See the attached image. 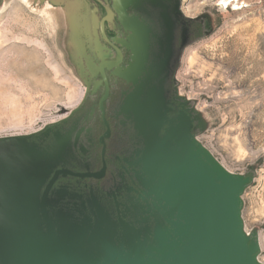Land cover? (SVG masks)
<instances>
[{"label":"rangeland","instance_id":"374dc122","mask_svg":"<svg viewBox=\"0 0 264 264\" xmlns=\"http://www.w3.org/2000/svg\"><path fill=\"white\" fill-rule=\"evenodd\" d=\"M58 1H0V141H24L25 166L17 169L25 180L17 197L27 205L25 220L14 225L10 236L7 264H25L27 256L53 252L55 242L39 205L58 170L83 176L45 195L44 211L55 224L61 251L35 264H128L130 256L136 263V237L128 222L146 215L156 232L143 244L145 251L164 241L174 243L177 235L185 239L180 238L186 235L182 215L176 214L183 199L173 193L170 199V188L161 198L152 194L155 184L149 178L157 172L150 147L162 154L158 123L167 102L179 108L173 117L179 137L186 138L190 130L198 149L240 183L231 210L237 238L241 243L245 237L248 264H264V0H234L237 11L222 8L220 0H84L89 6ZM90 9L96 13V32ZM185 21L176 45V32ZM196 22L202 31L190 35ZM108 30L130 32L137 52L126 75L137 69L139 59L156 61L157 92L147 128L138 125L126 98L125 113L122 105L108 108L112 125L104 118L107 130L99 135L101 113H106ZM138 128L148 131L145 137ZM95 143H107L108 155L119 158L120 167L105 176L104 171L93 174L100 167ZM167 151L172 169L184 175L186 158L180 159L178 150ZM163 206L167 217L156 210ZM118 235H125L126 252L131 250L119 260L114 256ZM1 255L0 249V260ZM174 255L175 264H185L178 252Z\"/></svg>","mask_w":264,"mask_h":264},{"label":"water","instance_id":"95a60500","mask_svg":"<svg viewBox=\"0 0 264 264\" xmlns=\"http://www.w3.org/2000/svg\"><path fill=\"white\" fill-rule=\"evenodd\" d=\"M40 1L43 2L44 0ZM77 1L89 6L84 0ZM50 2L52 5L61 4L58 0H50ZM90 15L93 29L96 32V13L90 9ZM101 65L103 66V63ZM173 119L170 120L168 127L164 129L163 135L157 142L162 148V154L159 153L158 155V152L150 147L148 156L152 159L151 164L154 163V170L157 172L154 175H149V178H152L155 184L154 189L152 188V194H157L161 198L162 194L168 192L170 188V190L172 189L169 194L170 199L173 196L172 193L176 196V199H183L177 204L178 211L176 214L182 215L181 219L184 222L186 235H180V238L185 236L186 241L185 239H179L177 235L174 243L170 242L167 245L164 241L162 247L158 244L152 246L150 251H145L143 244L149 242L156 232L153 229L154 224L152 223V219L149 215H146V217L129 221L128 225L136 237V244H133V246L136 250L135 255L138 261L133 263L132 259L134 257L130 256L127 259L128 264H175L174 260L177 257H175L174 251L182 256L180 257V261L185 264H248L246 257L249 251L247 250L246 242L244 243V247L242 242L239 243L235 227V217L231 211L235 202V191L240 183L237 180L230 179L203 151L198 149L196 144L190 140V130L187 132L186 138L179 137L177 128L173 126ZM165 123V118L162 116L161 121L158 123L160 128ZM141 128L143 127L141 126ZM146 131L144 132L139 129V135L144 136ZM23 148L24 141L18 140V138L0 141L1 264H7L10 253V236L15 232L14 225L17 223L22 224L27 216V211L24 210V208H27V205H23V202L20 203L17 197L18 185L22 183V180H25L24 176H21L22 172L17 169L21 165L22 167L25 166L24 161L21 159ZM168 148L170 152L178 150L180 152L178 153L180 159L186 158V173L184 175L180 171L172 169L170 163L171 154L169 155ZM173 173L176 174L175 179L171 177ZM6 174H9L7 178L5 177ZM27 175L26 173V178ZM82 176L79 173L63 170H58L52 175L41 197L39 211L42 221L52 234L55 248L49 254L27 256L25 264H35L52 259L60 253V239L55 224L50 222L44 211L46 201L44 198L59 177L79 179ZM89 177L99 178V176L93 174H89ZM32 189L33 187H29V193ZM25 202L27 203V201ZM16 206H19L21 209L19 207L16 208ZM158 209L163 211L167 217L168 210L164 206L163 208H156L157 212ZM166 220L167 218L165 222ZM170 222L171 219L167 220L168 224ZM124 236H116V239H118L116 243H118L117 247L119 249L116 250L117 252L114 256L118 260L119 257L120 259L126 257L124 254L131 251L126 252V249L130 248V244L124 245L122 240ZM138 242H140V245ZM182 242H186V254L182 252L183 255L180 253ZM182 250H185V248Z\"/></svg>","mask_w":264,"mask_h":264},{"label":"flooded vegetation","instance_id":"af4514ba","mask_svg":"<svg viewBox=\"0 0 264 264\" xmlns=\"http://www.w3.org/2000/svg\"><path fill=\"white\" fill-rule=\"evenodd\" d=\"M184 15L186 16V14ZM183 25L186 27V21L183 23L180 22L179 28L176 32V40L174 42L176 43V45L180 43V32L182 30ZM191 26H194V28H192V30L190 31V35H196L197 33L202 31L201 22L191 23ZM108 33V40H105L104 42V56L107 66L105 70V76L103 77L104 99L102 101L104 108H106V113H101L103 122L99 121L98 126L101 130L99 135L105 134L107 130L105 128L104 118L105 120H107V122H109L110 125H112L110 118L107 117L108 108L115 106L116 104H118L119 106L122 105V107H120V110L122 113H125L124 108L126 98L128 100L127 103H130L131 105L129 107V112H131V114H135L134 117L137 118V121L139 122L138 125L140 127L143 125L142 127L145 126V128H147V119L149 118L148 110L150 109V106H152L151 102L153 100V93H155V91L157 92V83L156 78L154 76V66L156 64V61H153L151 59V56L145 58L144 60L139 59L138 61H136L135 65L137 69H131L130 67L131 72L129 73V75H126V73L128 72H126L125 69H127L126 67L128 65L132 66V61L134 60L133 58L135 52H137L136 48L134 47V44H132V39L129 38L130 32L122 30V33H118L115 30H110ZM148 47H150V45H148ZM112 57L113 59H115L114 61L112 60ZM163 107L164 108L161 107V118L163 116L165 118L166 123L164 124V126H162L160 130L159 135L161 136L163 135L164 129L168 127L170 120L174 117L175 113L177 112V109H179L176 106V103L172 102H167V105ZM109 131V138H111V133H113L114 131L113 127L112 130L111 128H109ZM95 145L98 151L97 158L100 167L99 170L93 172V174H98L101 171H104L105 176V173H111L112 170H115L120 167L118 160L119 158L113 160V158L108 155L109 147L107 143L104 145L95 143ZM77 179L78 178H73V181L71 183L78 182Z\"/></svg>","mask_w":264,"mask_h":264},{"label":"bare ground","instance_id":"6f19581e","mask_svg":"<svg viewBox=\"0 0 264 264\" xmlns=\"http://www.w3.org/2000/svg\"><path fill=\"white\" fill-rule=\"evenodd\" d=\"M220 1H219V5H221L222 8H228L229 6H231L233 11H237L240 9L238 4H236V5L233 4L234 0H222V2H220ZM244 243H245V237H243V239H242L243 247H244Z\"/></svg>","mask_w":264,"mask_h":264},{"label":"trees","instance_id":"16d2710c","mask_svg":"<svg viewBox=\"0 0 264 264\" xmlns=\"http://www.w3.org/2000/svg\"><path fill=\"white\" fill-rule=\"evenodd\" d=\"M73 181V178L70 177H59L53 184V188H56L58 185H65V184H71Z\"/></svg>","mask_w":264,"mask_h":264}]
</instances>
